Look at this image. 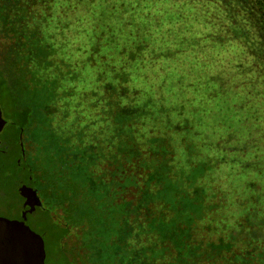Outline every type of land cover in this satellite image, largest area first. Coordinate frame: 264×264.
Returning <instances> with one entry per match:
<instances>
[{
	"label": "trees",
	"instance_id": "16d2710c",
	"mask_svg": "<svg viewBox=\"0 0 264 264\" xmlns=\"http://www.w3.org/2000/svg\"><path fill=\"white\" fill-rule=\"evenodd\" d=\"M58 1L85 9L93 112L50 132V99L21 97L29 64L53 63ZM186 1L0 0V93L39 147L20 162L62 264H264V0ZM56 63L51 94L78 75Z\"/></svg>",
	"mask_w": 264,
	"mask_h": 264
},
{
	"label": "rangeland",
	"instance_id": "374dc122",
	"mask_svg": "<svg viewBox=\"0 0 264 264\" xmlns=\"http://www.w3.org/2000/svg\"><path fill=\"white\" fill-rule=\"evenodd\" d=\"M182 3H184L182 6L183 9H188V12L191 11V7L197 6L195 5V2L189 3L186 0H183ZM58 4L59 7L55 10V15H53V18L56 17V19H52L50 25L51 27L45 30L43 34L45 44L52 45V47H54L55 52L52 54V56H54L52 60L53 63L48 66H45L44 64H29L27 68L30 70L34 78L33 81H31L32 83L30 82L31 84H27V87L24 86V90L22 92L23 97H21V99H27L39 95L42 97V94H44V99H50L47 103H41L43 108L38 114L41 121L34 124L35 126L41 125L43 130H48L49 126L50 132H54L56 127L59 126L61 132L70 128V123H75L74 119L79 113H82L80 118L83 119L82 124L84 125L86 122L91 120L90 115L93 112L91 104L92 100L89 96L91 76L88 73L89 69L85 64L88 56L86 54L88 49L87 46L90 44V39L88 40L85 34L82 33L83 30L90 26L88 20L86 19L87 16L84 15L85 9L81 7L76 8L75 6L67 8L66 5H62L59 1ZM166 7L167 4H161L160 7H157L152 12L154 13L157 9L164 10ZM73 9L74 12L71 15H66V13L72 12ZM75 10L78 12L75 13ZM35 11H38V15L36 16L37 18L45 16L42 10L35 9ZM61 21L71 25V28L61 31L60 28H57V25ZM194 25L197 27L199 26L198 24ZM178 26H181V24H178ZM172 27L173 26L165 25L162 31L169 30ZM62 32L64 33V36H61ZM166 35L168 36L169 33H166ZM60 43H65L66 49L60 47ZM69 51L72 52L71 55H69ZM62 57L65 59L67 57L69 63H71L72 70L75 73H78V75L76 74V82H69L65 91L58 88L52 94L45 92L49 86L48 84H50L59 74L56 70V68H58L56 61L59 62ZM192 58V56L183 57V59L174 63L172 67L166 63L163 64V67L169 70L177 68L178 70L183 71L187 68V66L191 65ZM60 66L61 64H59V67ZM62 67H64V64H62ZM187 71L189 72V70ZM25 76L28 77L26 71ZM1 87L2 86L0 85V89ZM1 90L4 91V89ZM16 91L18 90H14V92ZM87 93L88 98H83V96ZM66 103L70 105L68 110L64 107L61 109V106ZM14 107L11 104L7 91L5 90V94L0 93V109L2 112V118L7 122V126L1 135L4 148L0 154V218L17 220L20 216L29 224V226H31V229L35 232V234L42 238L46 252L45 263L62 264V260H60L55 254L53 246L46 236L47 226L45 222V215H43L40 210L36 211L37 200L35 202L34 199H37V197L33 194L29 185L25 182L28 167L24 164L25 170H20L22 164L20 162V147L17 146V142L20 140L18 132L22 131H20L22 127L14 116ZM89 116L90 119H87ZM80 120L81 119H79V121ZM24 137L28 138V141L26 142L31 144L30 147H27V152L33 157L35 151L38 153L39 147L33 145L34 142L31 139V131H26ZM36 139L38 142H42L43 145H45L50 139H52V135L50 133H42L38 134ZM36 147H38V149H36ZM3 174H5L6 177H4ZM37 187L38 185H36V188ZM32 195L34 197H32ZM36 212L37 214L35 215L34 213Z\"/></svg>",
	"mask_w": 264,
	"mask_h": 264
},
{
	"label": "water",
	"instance_id": "95a60500",
	"mask_svg": "<svg viewBox=\"0 0 264 264\" xmlns=\"http://www.w3.org/2000/svg\"><path fill=\"white\" fill-rule=\"evenodd\" d=\"M6 123L0 109V133ZM45 258L42 238L27 224L0 218V264H46Z\"/></svg>",
	"mask_w": 264,
	"mask_h": 264
},
{
	"label": "flooded vegetation",
	"instance_id": "af4514ba",
	"mask_svg": "<svg viewBox=\"0 0 264 264\" xmlns=\"http://www.w3.org/2000/svg\"><path fill=\"white\" fill-rule=\"evenodd\" d=\"M6 126H7V124L4 126L2 132L0 133V143H1V145H0V152H2L3 151V148H4L3 141L1 140V135H2L3 131L5 130ZM17 144H18L17 146L20 147L19 149L22 152L21 154L24 155V156H26L27 147H30L31 144L30 143L28 144L24 140L23 133H21L20 140H18ZM20 170L21 171H24L25 170V167L22 166ZM27 171L30 172L31 178H28V175L26 174V180H25V182L29 185L30 190H32L33 194L37 197V199H34L35 202L37 200V202H36V206H37L39 204V202H40V197H41L40 195L41 194H40L39 190L35 187V183L33 182V176H32L31 169L28 168ZM32 197H34V196L32 195ZM21 216H22V214H21ZM10 221H17V222L25 223V224H27L29 226V224L26 221H24L20 216H19V218L17 220H10ZM29 228L31 229V226H29ZM31 231L34 232L32 229H31Z\"/></svg>",
	"mask_w": 264,
	"mask_h": 264
}]
</instances>
